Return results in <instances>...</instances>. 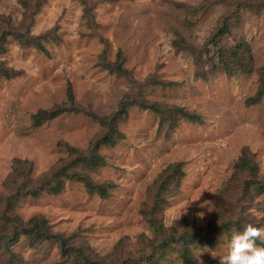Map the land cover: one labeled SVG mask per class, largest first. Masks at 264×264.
<instances>
[{
    "label": "rangeland",
    "instance_id": "374dc122",
    "mask_svg": "<svg viewBox=\"0 0 264 264\" xmlns=\"http://www.w3.org/2000/svg\"><path fill=\"white\" fill-rule=\"evenodd\" d=\"M20 1L0 0V17L14 27L22 20ZM220 1L91 0L93 26L88 28L80 0H44L28 34L37 37L48 32V40L42 41L46 53L24 47L10 36L4 40L0 61L20 75L0 79V194L13 159L32 162L33 176L40 175L68 158L62 145L85 151L101 134L98 123L82 114L63 113L32 125V114L65 101L68 86L76 105L98 116L117 111L124 98L134 101L140 96L146 104L181 107L202 120L198 124L179 119L167 135L168 124H160L158 114L131 104L117 123L123 138L112 147L101 146L98 154L103 166L88 171L94 183L112 185L108 197L65 180L57 195L42 193L16 202L13 208L19 219L43 218L49 230L71 237L107 260H112L115 245L122 242L120 258L130 249L127 243L135 245L140 236L153 239L140 211L152 203L149 188L158 177L169 166L181 164L177 187L167 193L157 214L165 230L180 225L189 231L207 229L220 221L239 224L242 230L247 224L264 228V192L254 185L237 188L229 183L237 177L257 180L264 188V98L255 105L246 104L259 88L256 70L264 67V9L239 12ZM226 10L232 27L220 46L229 50L237 41L245 42L254 67L250 73L226 74L204 60L196 65L192 53L175 48L180 39L200 48ZM119 64L126 73L106 68ZM148 78L169 85L148 84L139 89ZM245 150L256 167L254 180L236 166ZM224 189L227 195L221 196ZM232 197L237 202L228 211ZM1 227L5 233L8 228L0 221L3 236ZM233 232L217 235L213 246H191L195 261L220 262ZM6 245L11 243L0 241V264L9 259L4 256ZM10 250L17 258L15 264H68L52 241L30 246L26 236H19ZM156 264L181 261L168 251Z\"/></svg>",
    "mask_w": 264,
    "mask_h": 264
},
{
    "label": "trees",
    "instance_id": "16d2710c",
    "mask_svg": "<svg viewBox=\"0 0 264 264\" xmlns=\"http://www.w3.org/2000/svg\"><path fill=\"white\" fill-rule=\"evenodd\" d=\"M44 0H21L22 20L18 27H14L5 17H0V55L4 52L3 43L7 37L15 38L20 45L24 47L33 46L37 50L46 53V49L42 41L48 40L46 35L48 32L37 37H30L28 34L33 16L38 12L39 7ZM82 3V18L88 28L93 26L92 10L95 7L91 4V0H80ZM220 4L227 7L233 6L239 12L241 10L260 11L264 9V4L257 0H221ZM234 3V4H232ZM208 5L204 7L207 9ZM236 10V9H234ZM233 10V11H234ZM229 10L223 13L220 18L219 25L214 29L209 39L198 49L194 46L186 44L182 39L174 43L176 50L182 49L193 54V62L197 65L201 61H206L211 64L212 69L223 71L226 74L237 70L240 73H250L254 71L252 56L249 52L248 45L245 42L237 41L231 49H225L220 46V41L230 32L231 24L229 20ZM55 28L53 29V31ZM122 61V60H121ZM215 66V67H214ZM119 73H126L123 70L122 64L117 65L112 69ZM259 79V88L255 95L246 100L247 105H255L264 98V67L256 70ZM20 75L19 71L6 67L0 61V79L10 80ZM148 78L144 84H137L139 89L145 85L151 86L162 85L155 79ZM131 104L139 105L142 108L149 109L160 116V124L167 122V135L173 132L179 119H185L193 123L201 124V118L195 113L184 110L177 106H165L158 103L146 104L143 99H135L129 101L127 98L120 103V108L108 116H98L94 112L86 110L74 102L71 87L66 89L65 101L53 106L47 110H38L31 115L33 126H38L45 121H49L63 113L82 114L96 121L101 128V134L91 140L88 148L85 151L62 145L68 152V158L61 160L57 165L51 167L45 173L33 176V165L28 160L13 159L11 163L10 173L4 180V192L0 194V221L6 223L7 233L4 229V237L0 236V241L10 242L11 245L3 247L4 256H8L6 264H15L16 260L14 253L10 247L14 245L19 236H26L29 239L30 246H38L44 242H54L58 247L63 261L68 264H156L160 260H164L168 251H173L180 258L181 264H198L193 258L191 246L195 248H204L213 246L217 235L221 233H230L232 231H241L239 224L232 225L231 222L220 221L217 224L211 225L207 229H196L189 231L185 225L175 227L173 230H165L161 222V215H157L160 207H162L167 198V193L172 192L178 184L179 178L182 176L181 164L169 166L166 173L153 183L149 188L151 193L152 203L141 209L140 214L146 224L153 232V239L146 240L145 237H138L137 243L132 245L127 243L130 248L119 258V251L122 242L115 245V251L112 260L97 257L87 246L75 243L71 237H66L62 234L54 233L48 229L47 222L40 217H35L28 222H23L14 213V205L21 198L30 197L38 198L40 194L46 193L57 195L61 193L64 187L65 180L82 183L88 193L96 194L105 199L109 195V190L112 188L110 183H94L90 178L88 171H94L103 166V159L98 154V149L101 146L112 147L117 144L123 135L117 129V123L121 118L126 117L127 108ZM246 150L242 151L240 161L236 164L237 168L248 171L252 179H256V167L251 158H246ZM82 168L84 171H78L76 168ZM86 171V172H85ZM234 178V177H233ZM230 180V186L237 188H248L254 185L255 190L264 192L257 180L242 181L235 177ZM174 182V183H173ZM173 183L172 186L170 184ZM227 195V189L221 191V196ZM237 202L235 197L230 198L228 211L232 210L233 205ZM252 225V224H251ZM214 226V227H213ZM257 227V226H254ZM127 239V238H126ZM258 246H264L257 239ZM6 244V243H5ZM150 244V245H149ZM150 246V249H148ZM147 246V247H146ZM193 247V248H194ZM152 251V252H147ZM18 257V255H16ZM115 258V259H114ZM19 260V257H18ZM209 264H220V262H212Z\"/></svg>",
    "mask_w": 264,
    "mask_h": 264
},
{
    "label": "clouds",
    "instance_id": "9594fccd",
    "mask_svg": "<svg viewBox=\"0 0 264 264\" xmlns=\"http://www.w3.org/2000/svg\"><path fill=\"white\" fill-rule=\"evenodd\" d=\"M257 239L264 240V228L247 224L243 230L234 231L220 264H264V247L257 245Z\"/></svg>",
    "mask_w": 264,
    "mask_h": 264
}]
</instances>
